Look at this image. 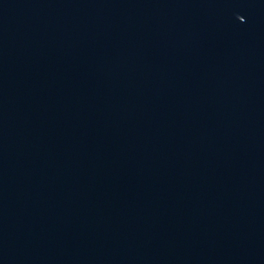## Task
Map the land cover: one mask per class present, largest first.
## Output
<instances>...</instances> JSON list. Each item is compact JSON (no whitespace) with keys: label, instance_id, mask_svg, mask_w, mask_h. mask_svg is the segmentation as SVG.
I'll list each match as a JSON object with an SVG mask.
<instances>
[{"label":"water","instance_id":"water-1","mask_svg":"<svg viewBox=\"0 0 264 264\" xmlns=\"http://www.w3.org/2000/svg\"><path fill=\"white\" fill-rule=\"evenodd\" d=\"M0 264H264V0H0Z\"/></svg>","mask_w":264,"mask_h":264}]
</instances>
